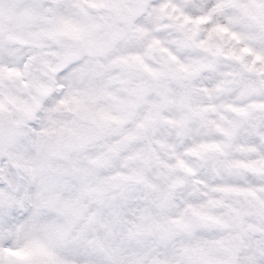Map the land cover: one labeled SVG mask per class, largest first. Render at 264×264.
Masks as SVG:
<instances>
[{
  "label": "clouds",
  "instance_id": "1",
  "mask_svg": "<svg viewBox=\"0 0 264 264\" xmlns=\"http://www.w3.org/2000/svg\"><path fill=\"white\" fill-rule=\"evenodd\" d=\"M0 264H264V0H0Z\"/></svg>",
  "mask_w": 264,
  "mask_h": 264
}]
</instances>
